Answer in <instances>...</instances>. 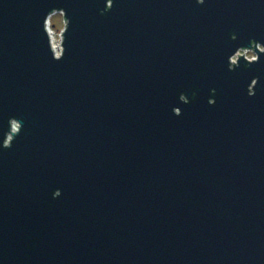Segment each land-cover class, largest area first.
<instances>
[{"label":"water","instance_id":"1","mask_svg":"<svg viewBox=\"0 0 264 264\" xmlns=\"http://www.w3.org/2000/svg\"><path fill=\"white\" fill-rule=\"evenodd\" d=\"M105 7L0 0V264H264V0Z\"/></svg>","mask_w":264,"mask_h":264},{"label":"clouds","instance_id":"2","mask_svg":"<svg viewBox=\"0 0 264 264\" xmlns=\"http://www.w3.org/2000/svg\"><path fill=\"white\" fill-rule=\"evenodd\" d=\"M197 3L203 5L205 0H197ZM114 6V0H106V7L101 11V14H105L112 10ZM233 40H236L238 37L236 34H233L231 37ZM264 54V42H260L257 40H252L250 42V46H241L238 47L230 56H228V68L230 71H235L240 67V62L243 59L247 62L250 67L254 63H258L261 59V55ZM259 77L253 78L250 85L248 86V95L255 96L256 88L259 85ZM213 94H215V89L212 90ZM187 95L185 93H181L179 100L182 96ZM190 103L188 101L185 103ZM216 103L215 99H209V104L214 105ZM173 112L176 116L182 115V109L180 107H175ZM13 144H5L4 148H11Z\"/></svg>","mask_w":264,"mask_h":264},{"label":"built area","instance_id":"3","mask_svg":"<svg viewBox=\"0 0 264 264\" xmlns=\"http://www.w3.org/2000/svg\"><path fill=\"white\" fill-rule=\"evenodd\" d=\"M56 15V14H55ZM51 16L49 18V20L47 21V30L49 32V35H50V38H51V44H52V47H53V50L55 51L56 55L57 56H60L61 53H62V40H63V32H64V28H65V21H64V28L60 34V39L57 38L56 36V32H55V29H54V26L52 24V18L55 16Z\"/></svg>","mask_w":264,"mask_h":264},{"label":"rangeland","instance_id":"4","mask_svg":"<svg viewBox=\"0 0 264 264\" xmlns=\"http://www.w3.org/2000/svg\"><path fill=\"white\" fill-rule=\"evenodd\" d=\"M64 17L62 14H56L53 18H52V24L54 26L55 32H56V36L58 39H60V34L64 28Z\"/></svg>","mask_w":264,"mask_h":264}]
</instances>
